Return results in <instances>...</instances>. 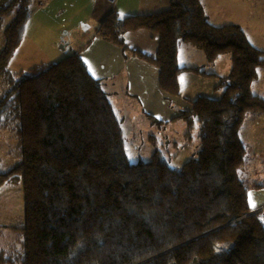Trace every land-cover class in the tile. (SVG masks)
I'll list each match as a JSON object with an SVG mask.
<instances>
[{"label": "trees", "instance_id": "1", "mask_svg": "<svg viewBox=\"0 0 264 264\" xmlns=\"http://www.w3.org/2000/svg\"><path fill=\"white\" fill-rule=\"evenodd\" d=\"M165 1L167 11L150 15L113 11L96 34L125 49L126 33H152L154 55L133 53L157 70L166 96L180 95L181 73L217 78L221 98L198 97L170 121L184 123L186 141L197 132V154L178 168L160 149L129 162L122 120L87 71L84 47L10 71L33 0H1L0 126L11 131L18 161L0 173V188L20 184L24 227L10 228L20 249H0V264H264V210L250 212L240 176L247 156L240 127L247 114H264V99L252 92L264 51L238 25H211L203 0ZM180 44L208 65L229 56V73L179 67Z\"/></svg>", "mask_w": 264, "mask_h": 264}, {"label": "crops", "instance_id": "2", "mask_svg": "<svg viewBox=\"0 0 264 264\" xmlns=\"http://www.w3.org/2000/svg\"><path fill=\"white\" fill-rule=\"evenodd\" d=\"M54 1H59V8L56 11L57 15H59L67 13L68 5L80 8L84 0H73V4L72 2L69 4L65 1V7L60 4V0H45L43 4L50 5ZM89 2L91 5L87 9V12L90 13L88 21L92 22L93 33L81 52L80 57L85 63L89 74L101 82L116 115L122 120V124L125 118L129 117V114H132L135 105L137 107V104H139V108L143 109L144 106L140 98L147 100L150 104H153L156 99L162 101V103L163 101H168L167 107L171 110L170 118L173 119L180 112L189 110L191 108L189 102L198 97L210 99H219L221 97V92L216 91L218 85L216 77L198 76L188 72L181 73L178 78L180 95L177 98H169V96L164 95L158 87L157 70L133 53V50H136L149 56L154 55L157 49V40L152 33L145 30L126 33L123 36L125 49L104 41L96 34L97 27L112 10L121 18L135 15H150L167 11L169 9L167 1L115 0L113 5H110L106 0H89ZM203 7L208 22L211 25L216 27L238 25L243 29L250 44L260 50L263 49L264 45L256 43L254 45L250 42L248 36H264V31L261 33L258 30V24L264 25V18L262 19V16L264 17V0H203ZM251 17L255 19L254 22L256 24L254 26L250 22ZM60 28L62 30L59 34L60 39L58 40L62 51L65 52L73 46L76 48L77 45L73 43L71 35L77 32L76 30L79 26L63 23ZM77 36H79V33ZM62 57H65V55L62 54L60 58ZM178 65L181 68L199 67L207 74H213L218 77L227 75L231 68L229 56H221L213 64L208 65L204 54L187 44H180L179 46ZM152 91L155 92L158 98L151 95L153 94ZM252 92L264 99V68L258 71V78L252 85ZM145 110L150 111V109H146L145 107L143 109V115L144 113L146 114V119L148 116H152L153 118H155L154 116L158 117V115L153 116L146 113ZM156 120L158 119L156 118ZM259 123L264 124V114H247L240 127V136L244 144L247 142L250 148L262 149L263 151H254L258 157L261 156L263 159L264 137L262 138V142L259 137L261 130L264 131V127L261 129L257 126ZM250 174L249 172L247 173L248 176ZM251 180L257 183L251 189H248V204L250 210L257 211L264 208V190H260L259 188V186L264 184H262L260 176H255Z\"/></svg>", "mask_w": 264, "mask_h": 264}, {"label": "rangeland", "instance_id": "3", "mask_svg": "<svg viewBox=\"0 0 264 264\" xmlns=\"http://www.w3.org/2000/svg\"><path fill=\"white\" fill-rule=\"evenodd\" d=\"M65 1L69 4L72 2L73 4V0H60V4H62L63 7L66 6ZM43 2L45 1L33 0L30 5V16L25 26L23 39L15 56L9 63V69L12 72H23L38 64L57 62L63 58H60L62 54L67 56L75 53L77 48L85 47L93 33L92 22L88 21L90 13L87 12V9L89 5H91L89 0H84L80 8L68 5L67 13L59 15L56 13L59 8V1H54L50 5H45ZM109 4L113 5L114 3ZM263 18L262 16V19ZM254 20L255 19L251 17L250 22L253 26L256 24ZM63 23L76 24L79 26L76 30L77 32L71 35L73 43L77 45L76 48L75 46L72 48L70 47L65 52L60 48L61 44L58 40L60 39L59 34L62 30L60 27ZM258 25V30L262 33V31H264V25ZM5 26L6 21L0 28V50L2 48L3 30ZM78 33L79 36H77ZM248 38L253 44L264 45V36L249 35ZM263 49L261 50L264 51ZM193 74L198 75L197 73ZM218 92H221L222 96V90ZM151 95L158 98L155 92ZM169 98L173 97L171 96ZM140 100L146 109H150V111L145 110V112L153 116L158 115V117H154L159 121L161 120L162 124L152 123L148 117L147 120L145 118L146 114L144 113L143 115V106V109L139 108V104H137V107L136 105L134 106L132 114H129V117L125 118L122 124L129 162L136 163L138 161H148L154 149H160L164 158L172 167L176 168L181 167L187 160L193 158L197 154L199 147L196 137L197 132H193V137L189 141H186L185 137H183L186 131L184 123L181 120L170 122L174 118H170L171 110L167 107L169 104L168 101H163L162 103V101L156 99L153 104H150L147 100L142 98H140ZM257 126L262 129L264 124L259 123ZM149 136L154 138V143L148 140ZM263 137L264 131L261 130L259 137L261 142ZM245 145L248 153L244 169L240 172V176L246 187L251 189V187L257 183L251 180V178L255 176H260L261 182L264 184V156L262 155V159L261 156L258 157L254 151H263L262 149L250 148L247 142H245ZM17 159V149H15V141L11 131L8 128L0 126V173L8 170L18 161ZM248 172L251 173L250 176L247 175ZM260 190H264V185H262V188L260 187ZM260 210H264V208ZM258 211L259 210H250L251 213H256ZM0 226H2V228H0V249L5 251L9 248L19 250L21 243L20 233L18 231H12L10 228L24 227L23 194L20 184L5 185L0 188Z\"/></svg>", "mask_w": 264, "mask_h": 264}, {"label": "built area", "instance_id": "4", "mask_svg": "<svg viewBox=\"0 0 264 264\" xmlns=\"http://www.w3.org/2000/svg\"><path fill=\"white\" fill-rule=\"evenodd\" d=\"M115 0H107L109 3H114Z\"/></svg>", "mask_w": 264, "mask_h": 264}, {"label": "bare ground", "instance_id": "5", "mask_svg": "<svg viewBox=\"0 0 264 264\" xmlns=\"http://www.w3.org/2000/svg\"><path fill=\"white\" fill-rule=\"evenodd\" d=\"M104 19H105V18H104ZM104 19H103V20H104Z\"/></svg>", "mask_w": 264, "mask_h": 264}]
</instances>
